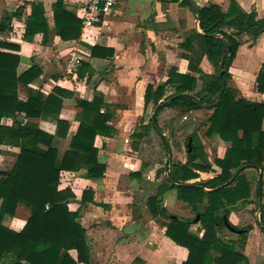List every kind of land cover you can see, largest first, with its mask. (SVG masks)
Returning a JSON list of instances; mask_svg holds the SVG:
<instances>
[{
  "label": "crops",
  "instance_id": "crops-1",
  "mask_svg": "<svg viewBox=\"0 0 264 264\" xmlns=\"http://www.w3.org/2000/svg\"><path fill=\"white\" fill-rule=\"evenodd\" d=\"M190 1L197 7L217 5L226 12L232 0ZM234 1L243 12H255L258 19L264 18V0ZM66 2L81 20L87 0ZM181 2L182 0H118L100 25L90 29L82 27L79 40L62 41L54 31L52 7L55 0H0V20L4 13H13L19 7H24L21 18L13 19L12 28L0 35V42L19 48L18 52H14L19 56L18 75L32 67L40 71L36 80L27 86H19V99L25 101L29 90L44 96L54 94L56 89L62 92V95H56L62 102L57 116L30 120L40 131L55 138L54 146L58 152L63 154L70 149L72 138L84 116L80 103L91 104L98 98L103 103L99 113L109 118L107 126L110 133L97 135L93 142L98 163L105 166L102 177L96 180L87 178L86 170L82 168L63 171L58 188L60 191L67 190L74 196L68 203V209L77 213V222L86 232L91 264H134L135 261L143 264H183L187 260V249L176 245L167 237L168 221L162 218L158 208L151 202L153 198L161 200L160 209L164 208L173 217L192 221L191 232L199 237L203 235V231H198L199 216L178 200L174 191H167L158 197L161 184L169 182V164L177 161H169L162 171L158 161H145L143 152L148 140L158 134L150 128L147 136H138L142 127L151 121L154 109L151 104L145 107L147 87H156L166 82L172 68L179 74H189V62L182 56L188 52L181 48V43L193 28L198 29V23L189 3L186 6ZM29 3H41L44 7L49 25L46 39L43 34H37L31 42L23 40L30 14ZM192 18L195 21L192 22ZM92 47L99 49V57L91 56ZM74 54L82 57V63L76 76L69 77L66 67ZM263 66L264 34L254 41L246 37L229 70L231 85L246 101L264 102V94L257 90V77ZM201 68L212 71L206 58L202 61ZM198 86L200 87V82ZM200 111L188 115L194 119V115ZM192 118L185 126L191 128V132L197 124ZM57 119L66 122L69 127L65 137L57 134ZM2 124L11 126L12 120L4 119ZM159 128L166 136L167 132L162 127ZM200 133L201 131L199 137L202 141ZM206 139L209 142L218 140L223 147L212 151L213 159L209 162L214 172H199V178L188 182L190 184L212 179L220 173L213 160L223 158L229 145L216 135ZM190 144L191 141L187 144L188 150ZM19 152V148L0 146V171L11 170ZM178 162L184 164L186 158ZM244 171L251 183V199L249 203L238 206L229 216L224 217L226 229L220 235L225 239H237L239 234L236 229L243 230L250 226L251 230L241 233L246 234L242 254L248 264H260L264 263L260 235L263 234L260 230V199L259 194H256L260 170L249 167ZM262 181L261 202L264 205V173ZM28 217V210L19 206L14 216L3 218L2 225L18 233L25 227ZM69 256L72 260H77L75 251H69Z\"/></svg>",
  "mask_w": 264,
  "mask_h": 264
},
{
  "label": "trees",
  "instance_id": "trees-1",
  "mask_svg": "<svg viewBox=\"0 0 264 264\" xmlns=\"http://www.w3.org/2000/svg\"><path fill=\"white\" fill-rule=\"evenodd\" d=\"M181 4L189 6L187 0H182ZM28 6L30 14L23 40L31 42L37 34H43L46 39L49 25L43 5L29 3ZM192 9L198 15V29L193 28L181 43V48L188 52L182 56L189 62V74L170 69L166 82L147 87L144 100L145 107L151 104L155 108L159 102L175 97L171 103L160 107L155 115L156 123L159 113L166 108L176 110L179 119L203 109L209 111L206 120L196 124L186 139L187 144L191 141L186 163L169 164V182L161 184L158 191V197L174 191L177 199L199 216L198 231H203V235L199 237L191 232L192 221L177 219L164 208L160 209L158 198L151 202L168 221L167 237L187 249L188 258L183 264H248L242 254L246 234L237 239H225L220 232L226 229L224 217L251 199V183L241 168L255 167L264 173V102L243 99L231 85L229 70L245 38L254 41L264 34V18L258 19L255 12H243L234 0L226 12L213 4L193 5ZM23 10L21 6L13 13H4L0 20V35L12 28V20L20 19ZM52 11L56 35L62 41L79 40L82 21L66 0H55ZM224 45L226 56L222 60ZM18 50L15 45L0 42V146L20 149L12 169L0 171V264H91L86 232L77 222V213L68 209L74 196L58 188L63 171L82 168L86 170L87 178L102 177L105 166L98 163L93 142L97 135L110 133L109 118L99 113L103 103L98 98L91 104L80 103L84 116L69 151L60 154L54 146L55 138L40 131L30 120L57 116L62 102L56 95H62V92L56 89L54 94L44 96L29 90L27 99L20 100L19 86H27L36 80L40 71L32 67L18 75L19 56L15 54ZM98 50L92 47L91 56L99 57ZM205 58L212 67L211 72L201 68ZM222 85L224 90L219 103L213 108L204 107L216 102ZM257 90L264 94V66L257 77ZM4 119H11L12 125L4 126ZM56 122L57 134L65 137L69 129L67 123L58 119ZM188 122H183L181 128ZM156 126L155 129L149 121L142 127L139 138L147 136L150 128L161 137L162 130ZM202 128L204 137L216 135L229 146L223 158L213 160L220 169L219 174L190 184L188 182L199 178V172H214L199 137ZM238 171L235 178L223 186ZM256 194H259L258 188ZM19 206L28 210L29 217L23 230L17 233L5 228L2 221L5 216H14ZM249 230L250 226L247 232ZM260 230L264 234V205ZM69 251L76 252V261L69 256ZM134 264L143 263L135 261Z\"/></svg>",
  "mask_w": 264,
  "mask_h": 264
},
{
  "label": "rangeland",
  "instance_id": "rangeland-1",
  "mask_svg": "<svg viewBox=\"0 0 264 264\" xmlns=\"http://www.w3.org/2000/svg\"><path fill=\"white\" fill-rule=\"evenodd\" d=\"M193 21H195V18H192V22ZM205 71L208 72L207 69H205ZM208 115H209V111L203 110L195 114L194 119L191 116L187 115L181 118V120H179L177 111L174 109L166 108L159 113L157 125L159 127H162L163 130L167 132L165 139L167 140L171 151V159L169 161H177V162L184 161L187 155L186 139L188 135L191 133L192 129L187 127L181 128V124L183 122H186L187 120L188 121L191 120V118L193 119L195 124L196 123L202 124V122L206 120ZM168 127H170V129ZM202 132H204V130H201L200 133L204 144L203 145L204 151L206 152L208 161H211L213 159L212 151L214 149L216 150L217 148L223 146H221L218 140L209 142L206 138H204ZM163 142L165 143L164 139L162 140L160 136L154 135L152 136V138L148 140L145 151L143 152L145 161H158L159 168L161 171L162 168L165 166L166 160L168 159V149ZM262 182L263 181H261V187L263 185ZM256 186H259L258 181ZM260 235L262 238L261 241L262 250L264 251V234H260ZM260 264H264V263H260Z\"/></svg>",
  "mask_w": 264,
  "mask_h": 264
},
{
  "label": "built area",
  "instance_id": "built-area-1",
  "mask_svg": "<svg viewBox=\"0 0 264 264\" xmlns=\"http://www.w3.org/2000/svg\"><path fill=\"white\" fill-rule=\"evenodd\" d=\"M117 2L118 0H87L85 11L81 18L82 27L90 29L100 25L103 18L111 13ZM81 63L82 57L79 54H74L66 67L67 76H76Z\"/></svg>",
  "mask_w": 264,
  "mask_h": 264
},
{
  "label": "water",
  "instance_id": "water-1",
  "mask_svg": "<svg viewBox=\"0 0 264 264\" xmlns=\"http://www.w3.org/2000/svg\"><path fill=\"white\" fill-rule=\"evenodd\" d=\"M170 1H173V0H170ZM188 1V3H189V5L193 8V4L191 3V1L190 0H187ZM196 18H197V23H198V15L196 14ZM198 27V25H196V28ZM225 56H226V49H225V45H224V47H223V53H222V60H224V58H225ZM223 90H224V85H222V88H221V91H220V93L218 94V97H217V100H216V102L214 103V104H212V105H208V106H204V107H208V108H213L214 106H216L218 103H219V101H220V96H221V93L223 92ZM175 97H172L171 99H169L168 101H166V102H164V101H161V102H159L158 103V105L153 109V112H152V115H151V122H152V125H153V127L154 128H156V120H155V115H156V113L158 112V110L160 109V107L163 105V104H169V103H171L172 101H173V99H174ZM161 136H162V138L164 139V141H165V143H166V145H167V147H168V159L166 160V162H165V165L167 166L168 165V162H169V160L171 159V151H170V148H169V145H168V142H167V140L165 139V136L163 135V134H161ZM245 168H247L246 166H244V167H242L241 168V170H244ZM260 170V174H259V178H258V188H259V199H260V203H259V210L261 211L262 210V202H261V181H262V176H263V171L261 170V169H259ZM240 171H238L235 175H234V177L229 181V182H227L226 184H224L223 186H226V185H228L234 178H235V176L239 173ZM223 186H221V187H223ZM221 187H219V188H221ZM218 188V189H219ZM259 215V214H258ZM259 218V217H258ZM229 227V226H228ZM229 229L230 230H232V231H234L233 230V228H231V227H229Z\"/></svg>",
  "mask_w": 264,
  "mask_h": 264
},
{
  "label": "flooded vegetation",
  "instance_id": "flooded-vegetation-1",
  "mask_svg": "<svg viewBox=\"0 0 264 264\" xmlns=\"http://www.w3.org/2000/svg\"><path fill=\"white\" fill-rule=\"evenodd\" d=\"M246 232H247V228L243 230L236 229V233L239 235H241V233H246ZM234 233H235V230H234Z\"/></svg>",
  "mask_w": 264,
  "mask_h": 264
}]
</instances>
